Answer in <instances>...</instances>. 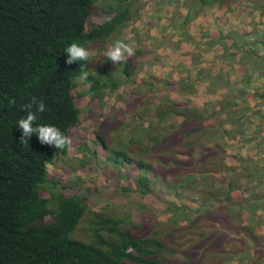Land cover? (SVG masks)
<instances>
[{"label":"trees","instance_id":"1","mask_svg":"<svg viewBox=\"0 0 264 264\" xmlns=\"http://www.w3.org/2000/svg\"><path fill=\"white\" fill-rule=\"evenodd\" d=\"M106 1L108 3L105 12L112 17L86 32V22L93 6ZM218 1L220 0H197L195 5L189 6V0H185L184 6L198 16L202 9L214 8ZM139 2L140 0H0V264H162L159 257L163 254L175 255L178 259L166 264H207L206 258H212V254L216 253L223 254L222 257L225 258L228 255L237 256L242 260L239 264H264V235L260 234V229L253 228L238 218L239 212L233 206L238 204V208L241 203L232 198L233 191L238 190L241 181L249 184L253 178L261 180L260 177L264 176V160L258 168H252L249 162L229 167L226 173L231 178L229 184H226V188L217 190L212 187L213 181L209 180L211 177L200 178L205 171L196 173V165L207 158L209 152H203L193 163L184 160L183 153L176 148L175 158L159 155L158 158L169 165V169L154 166L152 161H148L149 158L136 157L137 168L142 174L137 180V193L142 196L153 193L158 175L163 173L167 178L159 182L163 186L168 184L175 191V197L183 200L166 208L171 213L168 218L170 223L157 222L152 232H146L144 229L149 228L150 224H144L139 219V223L133 221L127 228L126 220L116 217L115 212L108 206L110 202L104 203V207L98 204L103 202L97 203L107 212L104 215L100 213L101 210H96L98 206L95 202L91 205L83 196H40V191L46 188L47 183H51L47 177V165L55 154L66 155L68 147L57 150L41 144L36 134L25 145H20L21 131L16 128V123L26 115L23 106L33 96L42 100L47 107L43 113L38 114V123L54 125L68 137L70 129L80 123V111L74 104L71 89L73 81L81 75V71L78 62L72 65L66 63L65 47L72 42H79L86 48L94 43H106L132 20L134 13L139 12ZM222 3L225 8L231 5L230 0ZM226 15L231 16L229 12ZM189 21V16H185L184 25L177 30H183ZM166 27L172 28L173 25L170 22ZM232 35L238 38L233 41L234 47L239 48L246 43L239 32H233ZM203 38L207 36L201 34V39ZM244 53L245 61L256 56L255 50ZM232 58L235 59L236 55H232ZM81 66L85 72L90 67L88 61L81 62ZM125 73H129L127 68ZM101 76L99 72V77L88 75L84 80L90 86V92L97 97L101 90L108 87L107 83L102 82ZM252 77L248 75V80L245 81L250 83ZM263 78L262 72L261 79ZM186 79L184 77L181 81L184 86H187ZM107 82L110 91L122 86L120 82ZM262 89L263 86L259 91L263 93ZM254 99L264 106V93L261 96L255 95ZM224 108L223 105L220 110ZM261 110L255 114L260 113L264 118V110ZM218 112L215 110L212 115ZM174 114L184 117L183 124L175 126L173 133L168 131L162 137H153L151 147L143 154L157 150L161 152L173 145L178 147L184 137L197 133L192 126L202 125L206 121L196 108L182 111H161L157 108L155 118L158 122H167ZM141 116L140 112L135 113V118ZM168 127L171 130L170 125L165 126ZM149 128H152V124ZM111 159L119 164L133 162L119 150L114 152ZM220 162L224 161L221 159ZM187 169L191 172L185 173ZM178 171H183L184 174L174 183L175 173ZM151 174L155 178H150ZM190 177L209 190L199 191L205 197V205L199 210L191 211L184 219L182 213L189 207L185 194L195 187L192 181H188ZM252 189L249 187L241 191H245V194L250 192L246 196L248 200L255 198L249 200V204H253L252 210L255 211L253 208H257L260 195ZM129 191L133 193V190ZM116 195L117 199L112 204L122 210L124 202L116 205L121 196ZM214 199L230 209V212L226 210L222 216L206 211L205 206H209ZM248 208L250 209L249 206ZM89 213L95 214L89 231V239L92 241L78 240L73 234ZM190 215L191 218L188 217ZM203 215L205 218L199 238L198 233L192 235L191 230ZM262 219L264 221V216ZM182 220L189 227L188 229L186 225H181L182 230L188 229L189 234L187 239L179 240L176 238L183 236L178 234L182 235L186 231L175 230L180 225L175 226V223L183 222ZM164 225H172V230L167 232L177 240L173 249L169 248L165 238L162 239V233L166 232ZM189 240L192 242H188ZM200 242H204L203 247L199 245Z\"/></svg>","mask_w":264,"mask_h":264},{"label":"rangeland","instance_id":"2","mask_svg":"<svg viewBox=\"0 0 264 264\" xmlns=\"http://www.w3.org/2000/svg\"><path fill=\"white\" fill-rule=\"evenodd\" d=\"M221 1L228 0L216 2L212 9H202V13L197 16L194 11L189 12L185 9V0H140L139 12L134 13L123 34L130 36V31L137 26L135 33H140L141 40L137 43L135 37H131L128 45L132 47V55L133 49L138 47H142V53L135 54L131 75L121 73L126 61L120 69L112 65L110 70L114 79L122 82L123 86L118 92V98L107 95L104 107L86 94L87 87L84 85H80L73 91L76 103L83 111V121L71 134V145L67 156L57 153L51 162L52 165L48 164V166L51 165L48 167L49 179L59 184L47 186L41 191L42 197L50 198L52 194L55 196L78 195L88 199L91 205L93 202L95 205L98 201L103 202L98 203L103 207L104 203L110 202L108 206L115 212L116 217L126 220L127 228L133 221L139 223L140 221L137 220L139 219L144 224L146 222L150 224V227L144 230L152 232L157 222L170 223L168 218L171 213L167 212L166 208L175 206L183 200L175 197V191L168 184H165V187L159 182L167 178L163 173H158L161 175H158L156 185L153 186V193L146 196L137 193L135 191L139 188L137 180L142 174L135 164L136 157L149 158L148 161H152L154 166L169 169V165L158 158L159 155L175 158V150L178 149L181 154L183 153L184 160L193 163V160H198L203 152H209L207 158L196 165V173L200 170L205 171L200 178L211 177L209 180L213 181L212 187L217 190L226 188V184H229L231 178L226 174L229 167L239 166L242 162H249L252 168H258L262 164L264 150L257 146L260 144L257 140L264 139V118L263 115L255 114V112L264 110V106L255 100L254 96L258 94L261 96L264 93L259 91L262 86L264 89V78L261 79L262 72L264 73L262 70L264 69V0H230L231 5L226 8ZM196 2L197 0H189L188 5L193 6ZM107 3L108 1L96 5L90 17V27L104 23L111 17L105 12ZM226 12H229L231 16L226 15ZM185 16H189L190 21L183 30L178 31L177 29L184 25ZM170 22L173 27L167 28L166 25ZM233 32H239L244 36L243 39L245 38L246 43L239 48L233 46V41L238 39L233 37ZM201 34L206 35L207 38L201 39ZM122 35H118L117 40H123L120 39ZM115 41L110 45L113 46ZM250 50H255L256 56L245 61L244 51ZM95 55V50L89 53L92 60ZM125 55L126 60L132 56ZM232 55H236V58H232ZM97 59L101 60V56L98 55ZM97 65L104 66L105 60L98 61ZM248 75L253 76L250 83L245 81L248 80ZM184 77L187 78L185 81L187 86L181 82ZM170 83L173 85L171 86ZM223 105L225 108L220 110ZM157 108L161 111L196 108L206 121L202 125L192 126L197 133L184 137L178 147L173 145L161 152L157 150L154 153L143 154L151 147L153 137H162L168 131L173 133L175 126L183 124L184 117L175 116V114L171 115V119L167 121L169 124L158 122L155 118ZM215 110L219 112L212 115ZM136 111L140 112L143 118H135ZM203 112L206 114L203 115ZM250 116H255L254 119L257 121L249 123L246 129H242L243 123ZM150 124L152 128H149ZM169 125L171 130L169 127L165 128ZM98 132L106 139H109L111 135L124 143V148L119 150L132 157L133 163L121 169L120 164L111 159L118 147L116 141L114 147L107 149L108 153L99 142H96ZM244 141L248 143L245 144ZM128 147L131 148L130 151ZM108 154L112 162L108 160ZM221 159L224 162H220ZM187 172L191 171L187 169L185 173ZM183 174V171L176 172L174 183ZM150 178L155 177L151 174ZM260 179L259 182L257 178H253L249 184L241 181L238 190L233 191L232 198H236V201L239 200L241 203L238 208H236L238 204L233 206V209L239 212L238 218L253 228L260 229L258 231L264 235L262 219L264 176L262 175ZM188 181H192L195 187L185 194L189 207L182 213L184 219L191 211L199 210L203 204L205 205V197L199 191L209 190L205 185L197 183L195 178L193 180L190 177ZM259 183L260 186H258ZM249 187L260 195L256 203L257 208H253L256 209L255 211L251 208L253 204H249V200H255V198L248 200L246 196L250 192L245 194V191H241ZM129 190H133V193ZM116 194L121 195L116 205L119 206L121 202H124L121 206L122 210L112 204V201L117 199ZM238 195H240L239 198ZM102 209L98 206L96 210H101L100 213L104 215L107 214ZM205 209L213 215L222 214L223 216L226 210L230 212L225 205L218 204L216 199L211 200V204L205 206ZM94 216V213L86 215L73 234L74 238L92 241L89 239V231ZM188 217L191 218V215ZM204 218L203 215L196 221L191 230L192 235L198 233L201 238V224L204 223ZM177 224L180 225L177 227ZM181 225H186L189 229L187 223L177 221L175 230L186 231V233L178 234L183 237L176 239H187L188 229L182 230ZM171 227L172 225L163 226L166 232L162 233L164 235L162 239L165 238L169 248L173 249L177 240L175 241L173 235L167 232L172 230ZM200 244L204 246V242ZM212 256V258L208 256L205 263L239 264L242 262L240 258L233 255L225 258L222 257L223 254L216 253ZM159 258L163 261L162 264L178 261L175 255L169 254H163Z\"/></svg>","mask_w":264,"mask_h":264},{"label":"clouds","instance_id":"3","mask_svg":"<svg viewBox=\"0 0 264 264\" xmlns=\"http://www.w3.org/2000/svg\"><path fill=\"white\" fill-rule=\"evenodd\" d=\"M96 5L93 6V8L91 10V14H90V16L86 22V28H85L86 32L94 29L95 26L100 25V24H96V25H93L91 27L89 25L90 17L92 15V12L94 11ZM101 24H103V23H101ZM126 27H127V24L125 25V27L123 29L119 30L118 33H116L115 35H112L109 38V40L103 44L94 43V44H92L86 48L82 44H80L79 42H72L65 47L64 53L66 54V63L68 65H72L73 63L78 62L79 66H80V71H81V75L76 78L75 82L73 81L72 89H71V96L73 97L74 104H75L76 108L80 111V123L78 125H76L75 127L70 129L68 137L58 127H56L54 125H47V124L38 123V114L43 113L46 110L47 106L45 105V103L42 100L33 96L31 98V100L29 101V103L23 106V110L25 111L26 115L22 116L16 123V128L21 131V136H20V140H19L20 145H22V146L25 145L27 142H29L32 135L36 134L39 141L41 142V144H46V145L52 146L57 150L64 149V148L68 147V151H69V147L71 145L70 144L71 143V141H70L71 134L74 131V129H76L77 127H79L82 124V121H83V111L77 105L76 100H75V96L73 95V91L76 88H78L80 85H84L85 87H87L86 94L94 102H97L102 107H104L106 105V99L105 98L107 97V95H109L111 97H117L118 98V96H119L118 92L122 88L123 83L120 82L122 86L120 88H118L117 90L110 91L109 90V83L107 82V81H110V82L116 81L114 79V76L111 73V70H110L112 65L118 66V68L120 69L121 66L124 64V62L126 61L125 64L123 65V69L121 70V73L123 75H131L132 68H133L132 64L134 62L135 54L142 53V50H141L142 47H138L136 49H133L134 54L132 55V47H130L128 45V43H130L129 38H131V37H135V40L137 43L141 40V39H139L140 33H138V34L135 33L137 26L130 31L131 35L128 37L125 36V34H123V31L125 30ZM118 35H122L120 39H123V40H117L119 38ZM114 40H116V41L113 44V46L110 45V43L114 42ZM94 50H95L96 55H95V58L92 60L91 56H89V53L93 52ZM125 54H127L129 56L132 55L130 57L131 60L130 59L126 60ZM98 55L101 56V60L97 59ZM103 60H105V65L104 66H98L97 62L103 61ZM86 61H88L89 65H90L87 72L83 71L82 66H81V62H86ZM126 68L128 69L129 73H125ZM99 72L102 75L101 76L102 82L107 83L108 87L101 90L99 93L100 95L97 97V95H94L93 93L90 92V86H87L84 83V80H86L88 78V75H92L94 77L95 76L99 77ZM111 76H112V78H111ZM116 82H119V81H116ZM99 98L102 99V102L100 101ZM112 100L115 101L114 98H112ZM96 137H97L96 142H99L102 145V146L101 145L100 146L105 151H107L108 153H109V151L107 149L110 147H114L115 141H116V146L118 145L116 150L124 148L125 144L122 142H119V140L117 138H114L111 135H110L109 139H106L104 136H102V134H100L98 132ZM130 149L131 148L128 147L129 151H130ZM119 151H122V150H119ZM62 156H67V155L62 154ZM127 156H129V155H127ZM130 158L134 161V159L132 157H130ZM108 160L110 162H112L110 160L109 154H108ZM51 162H50V164H51ZM132 163H125L124 162V163L120 164V166H121L120 168L123 169L124 167H127V165H130ZM135 164H136V162H135ZM51 165H49V166H51ZM49 166L47 165V177L51 183H47L46 188H47V186L59 184V182L52 181L49 179V176H48V167ZM136 166H137V164H136ZM41 191H40V196H41ZM63 195H65V194H63ZM76 196H78V195H76ZM56 197H58V196H56ZM66 197H71V196H66ZM43 198H45V197H43Z\"/></svg>","mask_w":264,"mask_h":264},{"label":"crops","instance_id":"4","mask_svg":"<svg viewBox=\"0 0 264 264\" xmlns=\"http://www.w3.org/2000/svg\"><path fill=\"white\" fill-rule=\"evenodd\" d=\"M250 117H251V116H250ZM254 118H255V116H254V117H251V118H248V119L243 123L242 129H246V126L249 125V123L252 124L253 122H256L257 120H255ZM259 119H261V118H259ZM242 132L245 133V131H243V130H242ZM252 140H254V139H252ZM252 140H250V142H252ZM257 141L260 142V144H258L257 146H258L259 148H261L262 151H263V150H264V143H263V142H264V139H263V138H262L261 140L258 139ZM244 142H245V144L248 143L247 141H244ZM255 150L257 151L258 149H255Z\"/></svg>","mask_w":264,"mask_h":264}]
</instances>
